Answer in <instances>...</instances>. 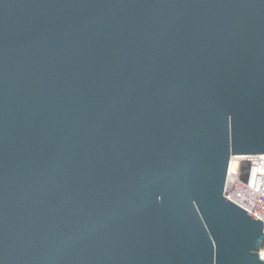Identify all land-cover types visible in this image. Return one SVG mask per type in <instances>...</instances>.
<instances>
[{
  "label": "water",
  "instance_id": "1",
  "mask_svg": "<svg viewBox=\"0 0 264 264\" xmlns=\"http://www.w3.org/2000/svg\"><path fill=\"white\" fill-rule=\"evenodd\" d=\"M257 155L264 0H0V264H264Z\"/></svg>",
  "mask_w": 264,
  "mask_h": 264
},
{
  "label": "built area",
  "instance_id": "2",
  "mask_svg": "<svg viewBox=\"0 0 264 264\" xmlns=\"http://www.w3.org/2000/svg\"><path fill=\"white\" fill-rule=\"evenodd\" d=\"M228 181L239 185L238 202L230 201L264 224V155L235 157V166L232 169L231 163L228 173L225 194ZM259 256L264 261V247Z\"/></svg>",
  "mask_w": 264,
  "mask_h": 264
},
{
  "label": "bare ground",
  "instance_id": "3",
  "mask_svg": "<svg viewBox=\"0 0 264 264\" xmlns=\"http://www.w3.org/2000/svg\"><path fill=\"white\" fill-rule=\"evenodd\" d=\"M231 163H232V169L234 168V166H235V157L234 158H232V161H231Z\"/></svg>",
  "mask_w": 264,
  "mask_h": 264
}]
</instances>
